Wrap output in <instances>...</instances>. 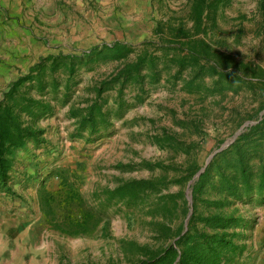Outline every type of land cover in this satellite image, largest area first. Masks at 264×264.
Masks as SVG:
<instances>
[{
    "label": "rangeland",
    "instance_id": "1",
    "mask_svg": "<svg viewBox=\"0 0 264 264\" xmlns=\"http://www.w3.org/2000/svg\"><path fill=\"white\" fill-rule=\"evenodd\" d=\"M194 1L0 0V100L9 84L41 57L61 52L81 55L75 60L80 83L72 100L54 101L55 113L41 121L47 141L30 143L16 152L10 181L15 192L0 191V246H5L0 248V264L9 260L11 264L129 263L139 258L135 246L167 245L170 241L160 236V226L167 223L176 232L188 225L193 211L201 216L244 218L232 231L239 233L234 240L245 251H237L230 264H264V202L256 199L261 194L264 141L258 137L239 141L240 134L264 114L261 82L233 83L213 92L215 78L207 76L205 84L210 89L190 92L183 79L188 72L175 76L177 68L167 67L157 82L147 77L144 83L126 84L124 94L132 107L113 119L109 132L76 136L78 125L70 115L73 105L95 96L92 86L124 64V60L86 57L85 51L116 41L138 50L144 42L159 40L156 27L161 21L167 24L165 31L178 24L193 31ZM209 12L207 33L199 36L264 75V0H218ZM136 55L134 50L131 59ZM117 93V89L108 91L112 96ZM145 161L163 162L171 168L149 169L143 166ZM194 162L200 171L207 167L211 171L199 199H194L192 189L199 173L188 175L182 184L173 182L164 191L184 192L183 201L190 207L187 216L180 209L174 219L166 218L156 209L159 194H154L133 207L113 204L106 231L104 221L95 232L74 236L55 229L42 210L45 186L57 196L58 214H69L61 179L50 174L60 166L71 169L85 206H96L97 190L113 189L134 178L172 180ZM242 163L252 172V197L244 190L237 197L230 196L217 183L221 172L238 180ZM177 166L182 169L177 171ZM71 210L76 216L79 207ZM245 222L251 227L244 228ZM197 225L206 229L204 223Z\"/></svg>",
    "mask_w": 264,
    "mask_h": 264
},
{
    "label": "trees",
    "instance_id": "2",
    "mask_svg": "<svg viewBox=\"0 0 264 264\" xmlns=\"http://www.w3.org/2000/svg\"><path fill=\"white\" fill-rule=\"evenodd\" d=\"M217 2L218 0L194 1L191 15L194 20L193 31L184 24L171 26L165 31L163 25L166 22L161 21L156 27L159 40L144 42L138 50L126 42L116 41L85 51L86 57L124 60V64L110 77L91 87L95 96H88L79 105L71 107L70 115L76 119L78 125L76 136H83L88 132L90 137H94L109 132L114 125L113 119L123 117L132 107V103L124 94L126 84L130 81L144 83L147 77L157 82L162 70L167 67L177 68L175 76L188 72V76L183 79L185 88L190 92L210 89L211 86L205 84L207 76L215 78L211 89L213 92L233 83H253L255 79L261 82L264 88V75L259 69L251 63L237 60L232 54L218 51L205 36H199L201 33H207L209 9L215 7ZM134 50L137 55L131 59ZM78 59H81V55L75 53L61 52L43 56L26 73L14 79L4 92L0 100V191L15 192L10 181L16 164V152L30 143L40 145L47 141L46 129L41 125V121L55 113L54 101L69 103L72 100L80 83L76 78L75 60ZM110 89H117V95L108 94ZM137 97L141 98L140 95ZM254 137L264 141V114L257 123L248 126L240 134L239 141H248ZM143 166L149 169L171 168L159 161H145ZM174 169L180 171L182 167L177 166ZM200 170L201 166L194 162L181 176L172 180L165 176L124 180L113 189L107 187L103 191L97 190L95 195L99 199L98 205L85 206L87 201L82 198L81 192L73 183L71 169L60 166L52 169L50 174L61 179L63 190L66 191L63 201L69 207V214H58L57 196L45 186L41 200L42 210L55 229L74 236L91 234L104 221L106 222L102 228L106 231L111 219L108 211L113 204L117 206L121 203L133 207L154 194H159L156 209L162 211L166 218L174 219L180 209L185 211L187 216L190 207L183 201L184 192L164 191L173 182L182 184L188 175L192 177L199 173L192 185L193 197L195 200L199 199L211 176L209 167L204 171ZM239 173L237 180L221 172L217 183L230 196L237 197L244 190L252 197L251 170L242 163ZM260 179L258 191L261 194L256 199L264 202V168ZM76 206L79 210L75 216L71 209ZM244 220L234 215L201 216L193 211L189 216L188 225L180 226L176 232L167 223L160 226V236L165 241H170L167 245L135 246L139 258L125 264H230L237 251H245V246H238L234 240L239 233L232 231ZM198 223H204L206 229L201 230ZM251 225L250 222H245L244 228ZM207 228L213 231H208Z\"/></svg>",
    "mask_w": 264,
    "mask_h": 264
},
{
    "label": "crops",
    "instance_id": "3",
    "mask_svg": "<svg viewBox=\"0 0 264 264\" xmlns=\"http://www.w3.org/2000/svg\"><path fill=\"white\" fill-rule=\"evenodd\" d=\"M15 247H17V249L20 250V248H19L20 246H15ZM0 248L3 249V248H5V246H0ZM19 250H18V251H19ZM4 259H5V258H4ZM4 264H11V262H10V260H9L8 262H5Z\"/></svg>",
    "mask_w": 264,
    "mask_h": 264
}]
</instances>
